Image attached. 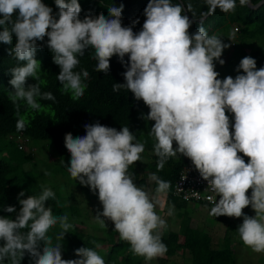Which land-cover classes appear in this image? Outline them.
I'll list each match as a JSON object with an SVG mask.
<instances>
[{"label": "clouds", "instance_id": "clouds-1", "mask_svg": "<svg viewBox=\"0 0 264 264\" xmlns=\"http://www.w3.org/2000/svg\"><path fill=\"white\" fill-rule=\"evenodd\" d=\"M54 3L58 19L42 0H0V42L10 44L15 35V46L9 54L18 62H26L10 69L13 91L9 99L17 116L21 101L37 111L41 108L37 98L55 102V96L41 92L37 83L26 84L29 77L39 80L41 64L34 57L40 47L37 41H43L45 36L53 62L60 67L57 80L73 99L84 95V81L90 75L87 70L75 71L80 64L78 56L94 49L95 70L105 74L110 58L117 56L122 65L126 63L127 70L123 73L125 83H114L113 91L126 88L149 108L147 116L141 118L154 121L151 134L156 140L157 171L178 154L189 158L215 194L207 197L214 205L209 214L243 217L237 229L241 241L253 252L264 253V67L257 69L255 59L246 56L236 69L243 74L219 79L214 60L223 65V50L230 45L209 35L203 26L190 35L193 21L172 0H148L146 19L138 33L130 26H122L123 5L109 7L107 17L88 14L81 20L78 0ZM205 4L207 11L199 14L201 25L217 9L230 13L237 7L236 0H205ZM239 5L255 6L252 0H239ZM187 11L197 16L190 2ZM136 23L138 19L132 21ZM234 37L233 32L229 40ZM226 112L233 114L234 123ZM16 129H26L24 118L17 120ZM84 129L83 136L65 135L70 166L63 160L61 163L71 178L98 193L103 211L95 216L97 223L106 228L105 220H110L119 238L146 261L163 257L168 249L162 242L161 230L167 223L155 211L160 201L153 202L128 171L130 165L141 160L144 144L133 143L136 137L128 127L117 131L97 122L85 124ZM240 153L248 158L247 163ZM149 178L157 184V193H166L170 187L169 181L155 173ZM249 189L250 197L246 195ZM191 195L199 198L200 193L192 191ZM23 196L21 191V208L15 219L0 217V264H21L25 253L34 264H106L97 251L87 247L75 250L78 259H62L61 244L53 246L47 233L59 224L62 231L58 239H63L73 225L66 214L54 216L51 207H46L50 198L55 199V193L44 187L38 196L19 199ZM249 205L255 211L253 217L242 211ZM4 211L14 213L16 208L8 206ZM172 214L169 208L167 215ZM26 228L27 232L21 231ZM40 242L45 245L42 252Z\"/></svg>", "mask_w": 264, "mask_h": 264}, {"label": "trees", "instance_id": "trees-1", "mask_svg": "<svg viewBox=\"0 0 264 264\" xmlns=\"http://www.w3.org/2000/svg\"><path fill=\"white\" fill-rule=\"evenodd\" d=\"M260 1L252 0L255 5ZM189 2L192 3L196 11V17L187 11V3ZM236 2L235 12L223 13L217 9L215 14L206 17L201 25L199 14L201 11H207L205 0H172L173 4L179 3L184 8L183 14L193 21L188 30L190 35L194 34L200 26H203L209 35H213L224 27L230 31L232 26H237V43L240 42L243 46V49L240 50L242 58L246 56L254 58L256 68L259 69L264 62V3L257 9H252L249 6L241 7L239 0ZM42 3L51 7L53 16L58 19V9L54 0H42ZM78 3L81 6L79 16L81 20L88 14L93 17L103 14L107 17L109 7L123 5L122 26H130L134 33H138L142 30L146 19L144 9L148 0H78ZM137 19L138 23L133 25L132 21ZM47 40L48 37L45 36L43 41H37L40 47L37 48L34 58L41 64L38 72L39 80L29 77L26 84L34 85L37 83L41 92H51L55 96V102L37 98L41 105L40 110L37 111L28 108L21 101L19 116H17L16 109L9 99V92L13 91L9 83L12 78L10 69L15 66H23L26 62H18L14 55L9 54V50L15 46V35H13L10 44L0 42V217L15 219L21 208L18 200L21 191L24 192V196L19 197V199H26L29 195L38 196L43 188L47 187L55 193V199L50 198L46 202V207H51L54 216L66 214L68 222L73 225L68 233H65L63 239H58L62 231L59 224L50 228L47 233L53 246L57 243L61 244L62 259H78L75 250L87 247L97 251L104 258L106 264H165L166 258L176 255L178 251H181L182 254L185 252L189 254L188 264H237L235 245L232 246L231 241L226 238L222 247H212L210 234L201 228L191 226V217L187 215L185 210L187 203L172 194L174 181L182 168L191 160L178 154V156L168 159L162 171H157L155 165L158 157L154 153L156 140L151 134L154 121L141 118L147 116L149 108L142 100L135 99L134 95L126 88H122L118 92L113 91L114 83H125L123 73L127 70L126 63L122 65L118 57L114 55L110 58L108 73L97 72L95 70L97 61L94 59V49L86 50L83 56L77 57L80 64L75 71L87 70L89 72V78L84 81L87 88L81 98L73 99L70 92H63V86L57 80L60 67L53 62V54L47 46ZM251 44H255L256 48H251ZM245 49L250 50V52L245 54ZM124 60L125 62L128 61L127 55ZM238 74H243L242 70ZM226 115L229 116L230 122L234 123L233 114L226 112ZM21 117L26 121V129L17 131L16 122ZM97 122L103 126L116 128L117 131L121 127H128L136 137L133 143L144 144L145 148L144 152L141 153V160L130 165L128 169L137 187L143 189L146 186L148 176L152 173H155L162 180L170 182L165 197L166 204L177 209V213L181 217V224L178 231H168L166 235H162V242L167 246L168 251L163 257L157 258L155 263L135 255L128 242L121 240L112 231L106 234L93 232L87 236L80 232L77 227L81 221L80 208L71 203H65L63 197L65 191L62 183L51 185L47 183L56 180L59 174H62L65 177H63L64 180L74 186L82 189L89 187L81 185L69 176L67 177L62 169H52V164H43L40 169L32 155L26 152L25 147L18 148L14 139H10V135L21 133L29 145L38 146L40 151H44V147H46L44 145L51 143L50 150L54 158L56 155L71 158L65 147V135L71 133L74 138L83 136L86 134L84 125ZM173 147H176L175 142H173ZM239 155L247 163L248 158L244 157L242 153ZM64 163L66 166H70L68 161ZM45 172L50 174L45 175ZM152 186L154 189L157 188L154 181ZM8 206H14L16 212L7 213L4 211ZM249 208L250 205L245 207L244 214ZM214 218L225 223L228 231L237 232L236 228L239 225H233L230 222L231 217L218 216ZM28 230L26 228L21 231L27 232ZM97 244L101 247L96 248ZM44 246V243L40 242L41 252ZM4 264H10V262L5 261ZM21 264H34V261L25 253Z\"/></svg>", "mask_w": 264, "mask_h": 264}, {"label": "rangeland", "instance_id": "rangeland-1", "mask_svg": "<svg viewBox=\"0 0 264 264\" xmlns=\"http://www.w3.org/2000/svg\"><path fill=\"white\" fill-rule=\"evenodd\" d=\"M234 31V30H233ZM237 31L234 39L229 40V30L224 27L214 35L220 37L223 43L229 44L230 46L223 50L221 59L225 61L223 65L219 64L218 61L214 60L215 70L219 73L218 78L223 80L226 76H231L235 78L238 75L237 65L236 63H240V59L237 57L238 51L243 49V46L237 43ZM238 44V45H236ZM236 45V46H235ZM251 48H256L255 44H251ZM247 51V50H245ZM250 50H248V53ZM264 67V63H263ZM48 109V108H46ZM48 111H50L48 109ZM40 143H48L45 141H38ZM25 150L27 153L31 154L34 161L37 163L38 167L41 169L43 164L51 165L52 169L59 168L65 171L66 176L70 177V173L67 171L66 167L61 163L63 160L70 162V158L64 156L60 157L56 155V160L51 153V143H48L44 146V151L39 150L38 146H31L27 143V140H24ZM62 174H59L56 180H52L47 183L51 184H61L64 189V200L67 204H73L80 208L81 211V221L77 225L78 230L82 232L84 235H90L93 232H98L102 234L110 233L111 231L115 233L117 237L119 234L114 230V224L110 220H105L106 228L102 227L99 223H97L95 216L98 212L103 211L102 204L98 199V193H94L89 188H79L77 186L72 185L67 182L63 178ZM150 175L147 178V187L144 189L147 193H149L150 197L153 198V202L159 200L160 203L156 205L155 211L158 215H160L163 219H165L167 223V227L162 231V235H166L168 231H178L179 225L181 224V217L178 215V211L174 206H169L166 204L165 195L166 193H157L156 189L153 188V181L150 180ZM73 180V178H71ZM78 182V181H76ZM142 189V188H141ZM186 213L189 217H191V226L198 227L204 230L206 233L210 234V245L212 247H222L223 241L227 238L231 241L232 246L235 245V249L237 252V264H264V253H255L251 248L245 246L240 239L239 233L234 231H228L227 225L225 223L217 221L214 216L210 215V209L204 206H201L196 203L186 202ZM169 208H172L173 214L167 215ZM183 210V211H185ZM98 211V212H96ZM245 215L249 217L255 216V211L250 207L249 210L245 212ZM101 219H104L101 216ZM230 222L233 225H240L243 222V217L240 218H230ZM238 229V228H236ZM159 258V257H158ZM157 258L151 260L155 263ZM189 262V254L185 252L184 254L181 251H178L176 255L172 257H167L165 264H188Z\"/></svg>", "mask_w": 264, "mask_h": 264}, {"label": "built area", "instance_id": "built-area-1", "mask_svg": "<svg viewBox=\"0 0 264 264\" xmlns=\"http://www.w3.org/2000/svg\"><path fill=\"white\" fill-rule=\"evenodd\" d=\"M10 139H14L18 148L25 146L24 136L21 133L10 135ZM185 177V178H184ZM184 178V179H183ZM192 191L199 192V198L191 195ZM172 194L179 200L185 202L203 204L208 208H212L214 205L207 199L210 195H215L208 189V183L205 181L195 169L192 162L186 164L180 171L177 179L174 181L172 186ZM249 197L251 196V189L246 193ZM185 197H188L187 199ZM217 202L219 196H217ZM245 209V208H244ZM244 209L242 210L244 213Z\"/></svg>", "mask_w": 264, "mask_h": 264}, {"label": "crops", "instance_id": "crops-1", "mask_svg": "<svg viewBox=\"0 0 264 264\" xmlns=\"http://www.w3.org/2000/svg\"><path fill=\"white\" fill-rule=\"evenodd\" d=\"M234 30V31H233ZM236 30H238V28H237V26H232V28L230 29V31H229V35L231 34V33H233V32H235ZM236 35V34H235ZM246 50V49H245ZM244 50V53L245 54H248V50L247 51H245ZM237 57L239 58H242V54L240 53V51H238V53H237ZM240 61H241V59H240ZM264 63V62H263ZM236 65L238 66L239 65V63H236ZM262 67H263V65H262ZM147 187V183H146V186L143 188V190L145 189ZM166 196V195H165ZM199 205H201V206H204V205H202V204H199ZM204 207H206V206H204ZM251 207V206H250ZM206 208H208V207H206ZM250 209V208H249ZM248 209V210H249Z\"/></svg>", "mask_w": 264, "mask_h": 264}, {"label": "water", "instance_id": "water-1", "mask_svg": "<svg viewBox=\"0 0 264 264\" xmlns=\"http://www.w3.org/2000/svg\"><path fill=\"white\" fill-rule=\"evenodd\" d=\"M264 3V0H261L258 2L255 6L249 5L250 8L252 9H257L259 6H261Z\"/></svg>", "mask_w": 264, "mask_h": 264}]
</instances>
